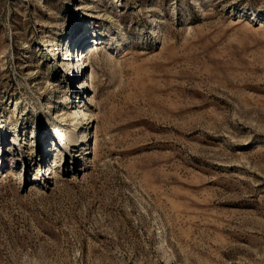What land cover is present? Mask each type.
Segmentation results:
<instances>
[{
    "label": "rangeland",
    "instance_id": "obj_1",
    "mask_svg": "<svg viewBox=\"0 0 264 264\" xmlns=\"http://www.w3.org/2000/svg\"><path fill=\"white\" fill-rule=\"evenodd\" d=\"M0 264H264V0H0Z\"/></svg>",
    "mask_w": 264,
    "mask_h": 264
},
{
    "label": "bare ground",
    "instance_id": "obj_2",
    "mask_svg": "<svg viewBox=\"0 0 264 264\" xmlns=\"http://www.w3.org/2000/svg\"><path fill=\"white\" fill-rule=\"evenodd\" d=\"M85 43V42H84ZM83 43V44H84ZM83 44H81V46H83ZM92 55V54H91ZM73 58V55L72 54H69L68 55V57H67V59L68 60H71ZM66 59V60H67ZM85 59V56H84V54L83 53H81L80 54V58H79V62L81 61L82 62V64H81V66L80 67H82V69H85L88 65H87V62H83V60ZM79 69V68H78ZM79 73H80V70H78V72H77V75H79ZM77 75H76V77H77ZM90 79V86L94 83V77L93 76H91V78H89ZM91 88V87H90ZM93 89L91 90V91H93V92H96V89L94 88V87H92ZM80 93H85V91L83 90V88H81L80 90ZM82 112V111H81ZM86 114L84 113V112H82V113H79V117H75V118H73V121H75L76 123L73 125V136L77 133V131H79V129H83L84 127H85V124H83V122L82 123H80L81 122V120L83 119V116H85ZM80 121V122H79ZM63 138V137H62ZM53 144L55 145V141L53 140ZM58 147V146H57ZM61 146L59 145V147L58 148H60ZM79 147H80V145L78 144V145H76L75 146V148L76 149H79ZM44 158H42V160H43ZM53 165H55V163L53 162ZM57 166V165H56Z\"/></svg>",
    "mask_w": 264,
    "mask_h": 264
}]
</instances>
